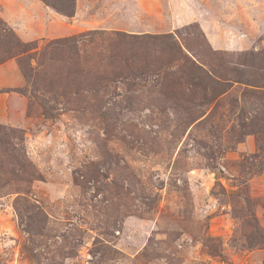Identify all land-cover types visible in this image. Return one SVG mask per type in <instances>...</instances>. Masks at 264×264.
<instances>
[{
    "label": "rangeland",
    "instance_id": "rangeland-1",
    "mask_svg": "<svg viewBox=\"0 0 264 264\" xmlns=\"http://www.w3.org/2000/svg\"><path fill=\"white\" fill-rule=\"evenodd\" d=\"M5 28L0 264H264V0H0Z\"/></svg>",
    "mask_w": 264,
    "mask_h": 264
},
{
    "label": "trees",
    "instance_id": "trees-1",
    "mask_svg": "<svg viewBox=\"0 0 264 264\" xmlns=\"http://www.w3.org/2000/svg\"><path fill=\"white\" fill-rule=\"evenodd\" d=\"M42 4H44L45 6L53 9L54 11H56L57 13L66 16L68 18L72 17L74 14V0H39ZM5 40H2V42H0V45H3L5 47V54L6 57L5 59H10V58H15L17 57V55L20 54H24L26 53L29 49L26 44H22L16 37L13 36L11 30H7V28H5ZM119 40H127V47L131 48L134 46L133 45V41L135 38H137L138 36H133V35H127L124 33H117ZM126 37H129V39H124ZM83 36V35H81ZM141 39H156L150 36H140ZM143 37V38H142ZM75 38L69 37V38H65V39H59V40H55L54 44L62 46V45H68L71 41H73ZM160 45L164 46L165 48H163V50H167L168 51V55L170 56V61L171 59H175V55L177 53H183L181 48L173 43V39L171 37L170 34L166 35L165 37L162 38H157ZM172 39V42H171ZM120 42V41H118ZM126 42V41H125ZM128 54H129V50L127 51V56H125V59L128 58ZM185 54V53H184ZM40 55V54H39ZM26 57V56H25ZM26 58H24V60H20L19 65L21 67V72L23 73V76H25V78H29L31 76V66H30V58L28 60V65L27 64H23L25 62ZM23 62V63H22ZM128 62V61H127ZM27 63V62H26ZM184 66H185V70H183V72H185V79H189L191 81V84L193 85V82L196 83V79L202 83L203 88L207 91H214L216 90V87L214 86H221L222 84L221 82H218L217 80H213L212 77L208 74L203 72L199 66H197V64L193 61V59L189 58L186 54L184 56ZM18 93H24V91L22 89H17L16 90Z\"/></svg>",
    "mask_w": 264,
    "mask_h": 264
},
{
    "label": "crops",
    "instance_id": "crops-1",
    "mask_svg": "<svg viewBox=\"0 0 264 264\" xmlns=\"http://www.w3.org/2000/svg\"><path fill=\"white\" fill-rule=\"evenodd\" d=\"M1 69H3V67H0V70ZM5 71H7V70H5ZM9 81H10V79L8 77V74H5V84H6L5 87L10 86ZM14 81H15V85L13 84L14 87H19V86H21V84H23V80L21 78V75L18 72H15Z\"/></svg>",
    "mask_w": 264,
    "mask_h": 264
}]
</instances>
